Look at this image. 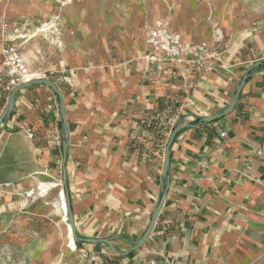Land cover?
<instances>
[{"label":"crops","instance_id":"crops-1","mask_svg":"<svg viewBox=\"0 0 264 264\" xmlns=\"http://www.w3.org/2000/svg\"><path fill=\"white\" fill-rule=\"evenodd\" d=\"M210 7L215 31L156 16L114 60L92 65L69 58L43 69L19 38L13 40L9 6L0 0V52L14 41L35 78L52 79L63 94L66 171L79 235L110 238L120 251L129 250L159 201L174 124L225 109L248 68L264 59V26H253L264 23V0H210ZM158 18L186 41L216 47L220 59L213 69L192 71L152 49L145 38ZM247 22L251 32L239 35ZM25 126L34 127L35 139L26 137ZM62 135L60 98L51 87L34 84L18 92L0 126V193L32 188L60 204ZM170 178L147 242L125 256L106 242L80 243L92 264H264V69L245 83L230 114L177 133Z\"/></svg>","mask_w":264,"mask_h":264},{"label":"rangeland","instance_id":"rangeland-1","mask_svg":"<svg viewBox=\"0 0 264 264\" xmlns=\"http://www.w3.org/2000/svg\"><path fill=\"white\" fill-rule=\"evenodd\" d=\"M6 1L13 40L20 39L25 53L35 58L33 65L43 69L66 64L69 58L92 65L114 60L128 38L136 39L139 27L156 16L195 23L202 30L219 27L213 24L210 0ZM253 26L264 23L255 21ZM243 29L248 35L250 23L239 35ZM63 216L57 197L48 192H1L0 264H92L81 244L76 251L68 246Z\"/></svg>","mask_w":264,"mask_h":264},{"label":"built area","instance_id":"built-area-1","mask_svg":"<svg viewBox=\"0 0 264 264\" xmlns=\"http://www.w3.org/2000/svg\"><path fill=\"white\" fill-rule=\"evenodd\" d=\"M145 41L152 49L160 52L165 61L184 65L200 73L212 70L214 62L220 59L216 53V47L211 48L208 42L204 41L199 43L186 41L179 32L172 29L170 24L161 18L156 19L147 28ZM13 42L12 40L6 41L0 52V114L5 108L9 93L19 84L35 78L26 63L21 48ZM47 108L51 110L53 105L49 103ZM24 129L28 139H35L34 127L25 126ZM54 133L59 134L57 129ZM225 135V131L221 132V136ZM261 152L262 150H259L258 154ZM146 264L162 263L150 259Z\"/></svg>","mask_w":264,"mask_h":264},{"label":"water","instance_id":"water-1","mask_svg":"<svg viewBox=\"0 0 264 264\" xmlns=\"http://www.w3.org/2000/svg\"><path fill=\"white\" fill-rule=\"evenodd\" d=\"M253 69H255L254 72H258L260 70L264 69V59L251 65L246 73L242 76L240 81L237 84V87L233 93L232 99L230 103L227 105V107L215 114L207 115V116H197L196 119L192 122H187L183 124H178L175 123L174 126L171 129L169 138L166 142L165 145V155H164V165H163V171H162V177H161V183H160V198L159 201L155 207V210L152 215V219L143 234V236L137 240H134V245L127 251H120L117 249L112 243L110 238H90L86 236H81L77 232L76 224H75V219L73 215V208H72V199H71V193L69 189V183H68V177H67V171H66V160H67V150H68V145H69V130H68V123H67V114H66V106H65V100L63 97V94L57 84L50 78L39 76L36 78H33L27 82H23L16 86L10 93L7 104L0 114V126L1 124L11 115L14 106H15V99L16 95L18 92H20L22 89L30 87L34 84H45L49 87H51L59 96L60 98V118H61V125H62V130H63V135H62V145H63V185H64V197H65V206H66V216L67 220L71 226V234L73 237L74 242L76 243H101V242H106L109 244L111 249L121 255H128L131 251L137 250L141 248L148 240L149 236L151 235L156 221L158 219L159 213L163 207L165 198L167 196V193L169 191L170 187V166H171V149L172 145L174 143L175 137L179 131L182 129L189 127V126H197L200 124H205L209 123L215 120H218L222 117L227 116L230 114L233 109L235 108L241 92L242 88L245 85V83L251 78L253 75Z\"/></svg>","mask_w":264,"mask_h":264},{"label":"bare ground","instance_id":"bare-ground-1","mask_svg":"<svg viewBox=\"0 0 264 264\" xmlns=\"http://www.w3.org/2000/svg\"><path fill=\"white\" fill-rule=\"evenodd\" d=\"M12 36V35H11ZM15 36V35H14ZM16 37V36H15ZM206 42V41H205ZM33 74V73H32ZM40 193V192H39ZM60 204H61V209H62V212H63V214H64V220H65V222H66V224H67V229H68V231H67V236H68V246L69 247H71V249L73 250V251H76V250H78V248H77V243L76 242H74V240H73V237H72V234H71V229H70V224H69V222L67 221V216H66V206H65V197H64V194H63V192L61 191L60 192Z\"/></svg>","mask_w":264,"mask_h":264},{"label":"trees","instance_id":"trees-1","mask_svg":"<svg viewBox=\"0 0 264 264\" xmlns=\"http://www.w3.org/2000/svg\"><path fill=\"white\" fill-rule=\"evenodd\" d=\"M215 121H217V120H215ZM82 244H83V243H82ZM82 244H81V245H82Z\"/></svg>","mask_w":264,"mask_h":264}]
</instances>
